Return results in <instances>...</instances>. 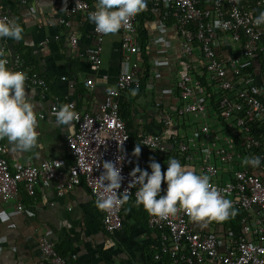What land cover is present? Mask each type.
<instances>
[{
    "label": "built area",
    "instance_id": "obj_1",
    "mask_svg": "<svg viewBox=\"0 0 264 264\" xmlns=\"http://www.w3.org/2000/svg\"><path fill=\"white\" fill-rule=\"evenodd\" d=\"M20 1L27 4L30 0ZM146 4L162 23L175 25L182 38L178 115L197 116L203 122L191 136L181 139L174 118L166 116L162 132L144 134L141 144L163 150L165 141L174 140L176 159L190 165L196 174L208 175L236 212L224 221L200 222L183 211L167 220L147 212L148 225L159 233L154 259L166 264H264V25L253 24L264 12V0H146ZM92 11L91 0H68L60 22L70 31L73 47H78L79 35L72 29L71 19ZM0 19L14 17L0 12ZM139 26L137 14L121 29L125 69L116 87L107 89L99 110L92 114L80 110L75 100L64 103L71 104L78 115L76 131L67 137L71 165L62 158L11 164L7 146L0 141L1 199L19 198L21 189L33 197L38 185L55 182L59 196L83 183L97 200L103 190L98 180L103 162L111 161L121 168L118 192L129 190L125 194L136 200L138 186L129 188L135 156L127 123L120 114V100L125 92L141 86ZM92 34L95 43L89 58L91 69L97 71L105 37L96 33L94 24ZM0 56L11 70L26 73L27 87L48 89L47 79L32 70L20 54L9 55L1 39ZM85 84L95 87L98 82L91 76ZM59 108L57 100L51 114ZM252 157L261 158L258 168L244 165L243 160ZM123 206L104 211L102 224L107 232L123 229ZM213 223L222 227L219 233L211 231ZM40 248L50 264H71L47 237L40 238Z\"/></svg>",
    "mask_w": 264,
    "mask_h": 264
},
{
    "label": "crops",
    "instance_id": "obj_2",
    "mask_svg": "<svg viewBox=\"0 0 264 264\" xmlns=\"http://www.w3.org/2000/svg\"><path fill=\"white\" fill-rule=\"evenodd\" d=\"M95 7L96 0H91ZM68 0H0V12L10 14L24 27V39H1L9 55L22 53L29 67L42 74L48 81V89L27 87L37 114L39 147L27 153H14L7 141V156L11 164L40 163L62 158L71 165L73 157L67 146L71 132L57 125L51 108L58 100H75L80 110L96 113L107 92L117 85L120 73L125 69L120 51L122 31L105 37L102 63L97 71L91 69L89 50L94 46L93 23L88 14L71 19L72 29L79 35L78 47L70 43V31L60 22ZM141 86L130 89L121 97V116L125 119L131 137V150L141 146L135 156L133 168L151 169L152 160L161 164L166 173L169 157L176 158L175 141H165L164 149L144 147V134H159L163 119L174 118L181 139L191 136L203 119L184 115L178 110L182 101L177 88L178 61L182 58V38L172 23H162L155 16L139 26ZM197 62L195 66H198ZM96 77L95 87L86 80ZM66 77V79H63ZM135 91V95H133ZM44 115V117H41ZM161 195L167 189L162 181ZM23 205V210L18 206ZM104 211L96 206V199L85 184L58 195L55 182L50 186L40 184L36 195L30 196L21 189L19 198H0V264H50L43 256L40 238L47 237L58 251L63 252L71 264H166L158 262L154 255L158 250L159 233L148 225V214L142 205L129 197L122 210L123 229L107 232L102 224ZM219 223H213L211 231L219 233Z\"/></svg>",
    "mask_w": 264,
    "mask_h": 264
},
{
    "label": "clouds",
    "instance_id": "obj_3",
    "mask_svg": "<svg viewBox=\"0 0 264 264\" xmlns=\"http://www.w3.org/2000/svg\"><path fill=\"white\" fill-rule=\"evenodd\" d=\"M146 0H96L95 11L88 14V19L95 25V31L102 37L117 34L129 21L146 8ZM219 25L220 21L217 20ZM257 27L264 25V12L253 20ZM24 27L16 20L0 19V39L21 41L24 39ZM26 73L13 71L8 62L0 56V141H7L14 153H27L39 147L37 114L31 102L30 92L26 89ZM135 95V91L132 93ZM78 119L71 104H62L55 112V122L71 132L73 121ZM141 146L137 144L133 155L139 157ZM166 173H162L161 164L152 160L151 172L135 167L129 188L137 187L135 193L137 205H142L149 215L167 220L183 211L192 221H224L236 214L232 202L221 196L210 183L208 175L196 174L190 165H182L176 158L167 160ZM244 165L258 168L260 157L245 158ZM104 171L98 178L102 191L96 200V206L102 211H110L125 204L129 190L119 193L123 177L121 168L114 162L104 161ZM162 181L167 189L161 195ZM115 193L116 195H113Z\"/></svg>",
    "mask_w": 264,
    "mask_h": 264
},
{
    "label": "trees",
    "instance_id": "obj_4",
    "mask_svg": "<svg viewBox=\"0 0 264 264\" xmlns=\"http://www.w3.org/2000/svg\"><path fill=\"white\" fill-rule=\"evenodd\" d=\"M151 17V18H153L155 15H153L151 12H150V10H149V8H145L142 12H140L139 14H138V17H139V22H140V26L142 27V26H144L145 25V22L148 20V17ZM139 34L141 35V37H142V33H141V31H140V29H139ZM22 57H23V59L25 60V62L26 63H28L29 61L26 59V55H24V54H22V53H19ZM28 66H30V65H28ZM31 67V66H30ZM120 114H121V101H120ZM124 119V118H123ZM125 120V119H124ZM56 250H57V248H56ZM57 252L60 254V255H64V253L63 252H60V251H58L57 250Z\"/></svg>",
    "mask_w": 264,
    "mask_h": 264
}]
</instances>
